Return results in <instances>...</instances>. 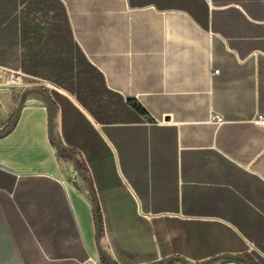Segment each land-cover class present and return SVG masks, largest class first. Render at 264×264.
I'll use <instances>...</instances> for the list:
<instances>
[{
    "label": "crops",
    "instance_id": "0c3cea01",
    "mask_svg": "<svg viewBox=\"0 0 264 264\" xmlns=\"http://www.w3.org/2000/svg\"><path fill=\"white\" fill-rule=\"evenodd\" d=\"M58 1L73 41L122 100L114 119L99 122L75 97L52 100L55 133L81 153L97 188L113 259L158 264L174 253L194 263L228 253L264 264V124L254 121L264 115V0ZM16 63L2 65L10 74H0V132L22 90L11 79ZM46 114L40 95H26L0 138V264H105L90 203L66 178ZM173 220L192 237L190 253L154 242L169 236L155 223ZM123 226L147 248L129 247Z\"/></svg>",
    "mask_w": 264,
    "mask_h": 264
},
{
    "label": "trees",
    "instance_id": "16d2710c",
    "mask_svg": "<svg viewBox=\"0 0 264 264\" xmlns=\"http://www.w3.org/2000/svg\"><path fill=\"white\" fill-rule=\"evenodd\" d=\"M63 43L67 49H72L74 56L59 57V46ZM24 45L28 50L25 59L18 51ZM49 45H53L54 50L51 49L56 57L40 61V51L48 49ZM14 52H18L16 61L22 72L46 79L73 94L97 122L115 118L113 110L122 100L105 87L101 74L73 41L64 8L58 0H0V65L9 63ZM40 65L48 68L44 77L35 70ZM96 81L98 87L93 86ZM125 102L137 112L144 113L136 101L127 99Z\"/></svg>",
    "mask_w": 264,
    "mask_h": 264
},
{
    "label": "rangeland",
    "instance_id": "374dc122",
    "mask_svg": "<svg viewBox=\"0 0 264 264\" xmlns=\"http://www.w3.org/2000/svg\"><path fill=\"white\" fill-rule=\"evenodd\" d=\"M44 33V31H43ZM26 46L24 45L23 48H18V51H19V55L21 57H24V59L26 57H28V50L25 48ZM48 49H42L40 52H41V55L42 57L40 58V61H43L45 59H47V57H56V53H54L52 51L51 48H53L54 50V47L53 45L52 46H47ZM59 49L60 51L58 52L59 53V57H63V58H68V57H72L75 55V53L72 51V49H67L65 43L62 44V46H59ZM39 52V53H40ZM15 53V52H14ZM12 54L11 58H10V67L11 69H13L15 66H16V58L18 56V52L15 53V54ZM20 59V58H18ZM28 64V62L25 63V65ZM36 72L38 73V75L40 76H43V75H47V70L48 68L40 65V67H37L35 68ZM2 72L3 73H6V75H8V73L10 74V72H7L6 70H0V74L2 75ZM31 77H34V76H30V75H27V74H24L22 73V71H19L17 73H13L12 74V80L15 81V82H18L19 85L21 86L20 88L23 90L25 88H28V87H36V88H41L43 91H45L51 98V100H59L58 97L62 94H65V95H68L70 97V99L72 101H74L76 104H77V101H75V98H74V95L73 94H70L68 93L66 90H64L63 88L59 87L58 85L56 84H48V82L46 81H40L39 79H35V78H31ZM37 77V76H36ZM44 77V76H43ZM38 78V77H37ZM40 79H43V78H40ZM43 80H46V79H43ZM31 83L30 85H27L28 83ZM93 86L94 87H98V83L97 81L93 83ZM75 87V86H74ZM21 90V91H22ZM70 94V95H69ZM104 97V96H103ZM105 97H107L108 99V96L105 95ZM120 105L119 106H116V108H119L120 110ZM57 113L58 111H55L53 116H54V130L56 131V127H57V119H56V116H57ZM55 138H57L58 140H60L61 142H63L59 136L55 133ZM65 144V143H63ZM66 145V144H65ZM68 146V145H66ZM69 147V146H68ZM73 150V152L77 155V158H78V164H79V167L82 171L88 173V175L90 176L91 178V181H92V175L89 171V168L86 164V162L84 161L81 153L77 150V149H74L73 147H69ZM60 159H63L66 163H67V167H68V173L66 175V178H68V180H74L77 185L79 186L80 190L84 193V195L87 197V199L90 201V196L88 195L86 189H85V185H84V180L78 175L76 174L72 168L70 167L69 165V158L66 157L63 152H59L58 153ZM94 182H92V187L94 189V192L96 194V198H97V188L93 185ZM115 207V205H109L108 208L112 211V213H114L113 211V208ZM124 212H127L128 210H123ZM98 215L100 217V224H101V228H100V237H99V243H100V246L106 250L110 256L112 257L111 255V238H112V234L109 233L108 231V225L106 224V214L104 213V209L101 205V207H99L98 205ZM109 216L112 217V214H109ZM110 225H113V228L116 229L115 227V222H109ZM128 223V222H127ZM155 223V222H154ZM154 228V231H168L166 233L169 234V236H153V239H154V242L158 244L159 247H163L164 248H167L169 249L170 251H181L182 253H188L190 250L194 249V244H193V240H192V237H190L188 240L186 239V236L185 235H180V234H183L182 231L184 232L183 228L181 227V225L179 224L178 221H169L168 223L167 222H164V221H158L155 223V225L153 226ZM122 228V231L123 230H126V231H130V228L127 226H123ZM156 228V229H155ZM188 231V230H187ZM111 237V238H110ZM115 237V236H114ZM146 238L147 237H143L141 235H138V232H133L131 233L130 231V234L126 235L125 236V239L127 241V245H129V247H131L133 244L134 245H143L145 246V249L147 248V243H146ZM133 243V244H132ZM134 248V246H133ZM190 253V252H189ZM172 255H174V253H172ZM178 255V254H176ZM254 255H256V253L254 252ZM169 256V255H167ZM250 258V256H248ZM113 258V257H112ZM251 261L254 263V264H257L253 258H250ZM189 264H193V262H190V261H187ZM175 263V262H173ZM195 263V262H194ZM145 264V263H144ZM147 264V263H146Z\"/></svg>",
    "mask_w": 264,
    "mask_h": 264
},
{
    "label": "water",
    "instance_id": "95a60500",
    "mask_svg": "<svg viewBox=\"0 0 264 264\" xmlns=\"http://www.w3.org/2000/svg\"><path fill=\"white\" fill-rule=\"evenodd\" d=\"M30 93H37L40 95L43 100L44 104L46 106V121H47V129H46V134L48 141L50 145L55 149L57 153L63 152V154L69 158V165L72 168V170L78 174L83 180H84V185L85 189L90 196V210H91V215H92V220H93V241H94V246L95 250L101 258L105 262V264H118L111 256L110 254L104 250L99 243V237H100V217L98 215V202L96 198V194L94 192V189L92 187V181L88 173L82 171L79 167L78 164V158L77 155L73 152L71 148L63 144L60 140L55 138V130H54V112H55V107L54 104L51 101L50 96L43 91L41 88H36V87H28L23 89L17 98L16 105L13 109V112L10 116V119L4 129L0 132V138L4 137L6 134H8L13 126L16 123V120L18 118V115L20 113V110L23 105L24 98L26 95ZM72 181V180H71ZM73 182H75L73 180ZM80 189V188H79ZM82 195L84 193L80 190ZM87 198V197H86ZM217 260H233V261H238L241 264H254L251 259L244 255V254H228V253H221L217 255H213L207 258H204L202 260H199L193 264H211ZM173 262L178 263V264H189L183 257L179 255H169L165 257L163 260H161L158 264H172Z\"/></svg>",
    "mask_w": 264,
    "mask_h": 264
},
{
    "label": "built area",
    "instance_id": "2783aa9c",
    "mask_svg": "<svg viewBox=\"0 0 264 264\" xmlns=\"http://www.w3.org/2000/svg\"><path fill=\"white\" fill-rule=\"evenodd\" d=\"M3 69H5V68L0 65V70H3ZM213 72H216V71L214 70ZM31 78L39 79L40 81H46V80H43V79H40L37 77H31ZM46 82H48V81H46ZM30 84L31 83L29 82L27 85H30ZM48 84H52V83L48 82ZM209 120L212 121L213 123H217V124L223 122L222 117L218 114H215V113H210ZM254 121L264 124V115L257 114L256 117L254 118ZM254 250H255V252L259 253L256 249H254Z\"/></svg>",
    "mask_w": 264,
    "mask_h": 264
}]
</instances>
